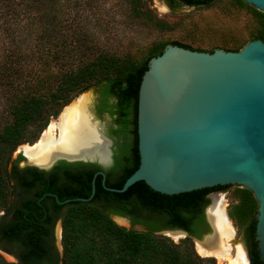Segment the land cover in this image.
<instances>
[{"label":"trees","instance_id":"trees-1","mask_svg":"<svg viewBox=\"0 0 264 264\" xmlns=\"http://www.w3.org/2000/svg\"><path fill=\"white\" fill-rule=\"evenodd\" d=\"M134 18L155 19L144 7L143 0H124ZM173 10L182 7L200 8L216 0H164ZM95 0H0L1 15L14 20L25 14H36L40 33L30 45L27 60L30 66L16 64L3 80L5 109L0 112V210L7 208L12 189L7 160L20 145L34 143L47 127L51 118H56L62 108L80 93L94 89L101 107L115 116L118 129L112 133L118 137L132 132L129 144L130 161L120 164L121 178L114 188L123 187L126 180L139 168L138 109L139 93L149 62L163 54L169 45L204 51L181 42L153 45L145 59L140 62L116 51L104 50L94 39L83 19V11ZM232 7L250 12L257 28L250 42L264 41V13L245 0H224ZM28 22V20H27ZM243 48L234 45L229 51ZM30 68V69H26ZM22 70V71H21ZM128 148V147H127ZM94 174L87 171L83 185V198L92 196ZM228 186H217L177 195H166L151 189L144 181L131 186L124 193H110L114 203L103 206L95 202L104 192L100 180L96 181V193L91 201L73 207L65 221L64 264H216L199 257L191 246L175 244L168 238L157 235L155 223H146L148 231L127 229L118 225L111 215L128 216L118 208L134 196L137 207L160 212L166 217L167 229H180L191 236L202 238L210 231L204 208L209 196L226 192ZM237 203L228 211L246 234L251 264H264L258 243L255 241L258 201L254 193L235 186ZM136 223V221H134ZM190 241V240H187ZM0 264L6 263L0 258ZM17 264V263H16Z\"/></svg>","mask_w":264,"mask_h":264},{"label":"water","instance_id":"water-1","mask_svg":"<svg viewBox=\"0 0 264 264\" xmlns=\"http://www.w3.org/2000/svg\"><path fill=\"white\" fill-rule=\"evenodd\" d=\"M245 1L264 13V0ZM88 112L110 154L104 125ZM138 135L139 168L122 188L106 189L124 193L140 181L166 195L228 185L249 189L258 201L256 237L264 262V41H252L238 52L209 53L169 45L149 62L143 77ZM60 159L72 160L57 158L42 168ZM94 194L95 185L92 196L83 202ZM209 209L210 231L202 238L180 229L156 234L180 232L204 244L215 234ZM115 221L127 226L122 219ZM239 244L251 264L245 245L240 240L230 242V246Z\"/></svg>","mask_w":264,"mask_h":264},{"label":"rangeland","instance_id":"rangeland-1","mask_svg":"<svg viewBox=\"0 0 264 264\" xmlns=\"http://www.w3.org/2000/svg\"><path fill=\"white\" fill-rule=\"evenodd\" d=\"M143 3L145 4L144 7L153 13L155 19H146V17L135 19L134 14L131 13L124 0H95L91 7L83 11V19L89 32L92 33L94 39L104 50L116 51L120 56L130 57L137 62L145 59L153 45L174 41L204 51L217 49L229 51L234 45H241L244 48L250 43V39L257 28V22L250 12L232 7L224 0H216L212 4L200 8L182 7L176 11H173L164 0H143ZM37 17L36 14L30 15L27 13L25 16L22 14V16L17 17L18 19L12 21L11 18L8 20L9 17L6 15L0 14L1 113L5 109V95L3 94L5 86L3 80L5 78L1 75H6L7 72L16 69L13 67L16 64L30 66L25 59L29 54L30 45L41 31V25L39 26ZM93 93L94 89H91L74 97L62 108L58 117L50 119L47 127L34 143H26L17 147L6 162L7 168L11 165L12 160L21 151H24L26 146H34L41 139L47 128L58 121L60 115L68 106L86 94H90L93 99ZM24 164L25 162L22 163V165ZM235 191L236 187L231 186L225 193H214L212 203L209 206L213 205L214 197H218L222 200V206L228 214L231 206L237 203ZM14 197L15 191L12 189L7 208L11 206ZM7 208L0 210V218ZM231 222L236 231L235 240H239L242 229L232 219ZM159 236L168 238L175 244L183 245L184 248L186 245L191 246L197 255L206 261L223 264L217 259L201 256L193 239L184 236L174 239L168 234ZM232 246L235 248V245ZM0 258L9 264H16L17 262L14 257L2 249H0Z\"/></svg>","mask_w":264,"mask_h":264},{"label":"flooded vegetation","instance_id":"flooded-vegetation-1","mask_svg":"<svg viewBox=\"0 0 264 264\" xmlns=\"http://www.w3.org/2000/svg\"><path fill=\"white\" fill-rule=\"evenodd\" d=\"M93 94L90 111L94 118L104 125L105 135L110 139V154L107 162L103 163L99 159L96 162L60 159L45 169L30 163L24 151H21L8 168L15 197L11 206L0 218V249L14 257L17 264H64V236L67 229L65 221L70 210L83 203V185L87 171L94 174L95 193L97 180H100L104 189L94 203L99 206L114 203L110 193L115 192L108 189L114 188V184L121 178L118 169L120 164H127L130 161L129 144L133 142L134 134L129 131L120 137L114 135L112 130L118 129V125L114 122L115 116H111L107 108H104L103 114L99 116L101 103L95 90ZM104 176L105 184H103ZM212 195L209 196V204L204 208L208 226L206 211L212 203ZM136 203L134 196H131L125 205L118 206L128 212V216L112 214L111 217L114 221L116 218L124 220L127 226H120L127 229L141 228V231H148L146 223L152 224V222L155 223L156 228H159L155 233L167 229L166 217L162 213H152L137 207ZM239 240L245 245L251 261L246 234L241 232ZM255 241L258 243L256 232Z\"/></svg>","mask_w":264,"mask_h":264},{"label":"bare ground","instance_id":"bare-ground-1","mask_svg":"<svg viewBox=\"0 0 264 264\" xmlns=\"http://www.w3.org/2000/svg\"><path fill=\"white\" fill-rule=\"evenodd\" d=\"M91 95H83L68 106L56 123H52L34 146H26L24 152L28 161L39 166H48L54 159H99L109 160L108 142L99 133V125L89 115ZM221 199L214 197L209 209V219L215 234L204 244H197L201 256H213L223 264H249L242 246L233 248L230 242L235 239L233 227ZM169 236L179 239L180 232H168ZM233 250V252H232Z\"/></svg>","mask_w":264,"mask_h":264}]
</instances>
